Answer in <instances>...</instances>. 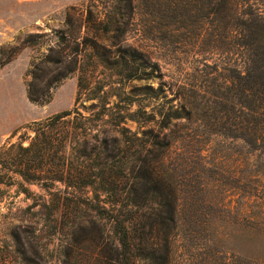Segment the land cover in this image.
<instances>
[{"label":"rangeland","instance_id":"obj_1","mask_svg":"<svg viewBox=\"0 0 264 264\" xmlns=\"http://www.w3.org/2000/svg\"><path fill=\"white\" fill-rule=\"evenodd\" d=\"M163 2L134 0L129 17L126 7L116 11L112 0H0V146L31 134L28 125L33 121L73 107L93 119L98 140L105 138L109 145L119 140L117 127L103 114L109 112L104 105L112 108L118 103L111 111L125 112L138 102L157 103L140 95L147 83L157 86V79L123 76L128 68L117 50L124 44L138 47L161 66L166 99L174 105L191 100L194 111L191 118L165 130L175 144L157 161L161 174L177 188V226L157 224L141 245L145 252L156 249L164 254V261L153 264H247L239 257H245L251 243L232 221L236 208L246 202L244 188L253 186L263 161L240 140L214 133L210 116L214 108L228 104L222 96L230 86L236 55H203L195 29L167 25L159 9ZM112 14L125 23L116 45H110L117 42L115 33H104L103 23L95 26ZM95 44L100 46L99 60L93 55ZM82 70L89 80H83L78 96ZM90 90L98 99L84 98ZM126 97L134 103L126 105ZM124 125L141 135L143 127L136 122L126 120ZM137 143L120 141L119 155L133 158ZM142 157L158 159L146 152ZM135 173L129 172L122 182L123 194ZM23 184L29 194L17 184L0 183V264H119V244L110 223L95 218L72 189L56 183L59 206L48 215L45 206L52 209L55 197L38 183ZM224 207L232 212H223ZM133 264L144 262L135 259Z\"/></svg>","mask_w":264,"mask_h":264},{"label":"trees","instance_id":"obj_2","mask_svg":"<svg viewBox=\"0 0 264 264\" xmlns=\"http://www.w3.org/2000/svg\"><path fill=\"white\" fill-rule=\"evenodd\" d=\"M112 1L116 11L126 7L130 17L134 0ZM163 1L159 9L164 12L167 25L174 30L195 29V42H201L203 55L210 57L217 51L236 55L230 86L224 87L227 93L222 96L228 104L219 110L213 109L211 125L214 133L240 140L250 153L263 161L261 170L252 178L253 186L244 188L246 202L236 208L232 222L251 243V250L244 253L243 259L239 257V262L264 264V0ZM101 23L104 33H115L112 37L117 42L110 45L119 43L124 31L121 24H125L120 22V17L112 14L95 26L99 28ZM99 47L97 44L93 47L97 60L102 55ZM117 51L122 64L128 68L123 73L125 79L158 80L157 86L149 82L140 92L142 100L157 103L150 106L149 102H138L135 109L126 108L125 112L111 111L119 108L118 103L112 108L104 105L109 112L103 114L117 127L119 135V140L113 139L111 145L105 138L98 140L99 135L92 132L93 119L74 107L33 121L28 125L31 134H20L16 141L0 146V183L17 184L25 194L30 190L24 182L40 184L48 195L55 197L52 209L45 206L48 215L59 206L56 183L63 184L65 190L72 189L70 193L88 205L95 218L110 223L119 244V264H133L135 259L153 264L156 259L164 261V254L157 253L156 249L145 252L141 242L153 233L157 224L167 222L176 227L179 211L177 188L161 174L157 161L161 162L165 152L175 144L174 137L165 130L177 126L183 118L192 117L193 101L186 99L174 105L172 99H166L161 66L150 61L149 55L138 47L124 44ZM83 80L88 81L89 77L82 70L78 77V96ZM84 98L98 99L92 90ZM215 102L221 105V101ZM125 103L132 105L134 100L126 97ZM126 120L143 127L140 136L124 125ZM129 140H138L133 158H122L119 143ZM143 152L155 154L158 159L142 157ZM134 171V181L123 194L122 182ZM86 188L90 195H87L89 191L84 192ZM224 209L227 214L232 212L230 208Z\"/></svg>","mask_w":264,"mask_h":264}]
</instances>
